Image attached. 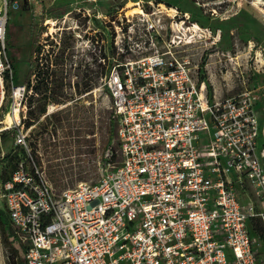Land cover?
I'll list each match as a JSON object with an SVG mask.
<instances>
[{"label":"built area","instance_id":"obj_1","mask_svg":"<svg viewBox=\"0 0 264 264\" xmlns=\"http://www.w3.org/2000/svg\"><path fill=\"white\" fill-rule=\"evenodd\" d=\"M10 2L0 0V132L16 130L15 164L0 198L24 264H264V237L253 229L257 222L264 235L256 93L211 99L187 53L189 28L162 37L141 12L139 38L115 26L100 58L109 60L104 87L117 160L110 152L99 180L56 191L23 131L31 90L12 82Z\"/></svg>","mask_w":264,"mask_h":264},{"label":"rangeland","instance_id":"obj_2","mask_svg":"<svg viewBox=\"0 0 264 264\" xmlns=\"http://www.w3.org/2000/svg\"><path fill=\"white\" fill-rule=\"evenodd\" d=\"M140 11L155 22L162 37L171 35V29L189 28L194 36L187 53L198 64V77L210 98L254 91L264 124V0H11L7 59L17 69L18 82L26 85L30 63L36 60L51 90L44 96L33 90L41 83L34 70L27 95L33 98V113L26 103L23 131L36 164L56 191L96 182L106 156L113 152L115 158L113 140L108 145L111 102L104 87L109 60L102 64L100 58L108 56L105 51L109 54L115 26L123 31L132 27L139 38ZM36 46L39 50L31 54ZM15 132H0V155L5 154L0 156V188L14 168L9 149ZM0 211L7 216L1 198ZM0 264H16L1 231Z\"/></svg>","mask_w":264,"mask_h":264},{"label":"trees","instance_id":"obj_3","mask_svg":"<svg viewBox=\"0 0 264 264\" xmlns=\"http://www.w3.org/2000/svg\"><path fill=\"white\" fill-rule=\"evenodd\" d=\"M35 48H36V50H35ZM35 48L32 49L31 54H33L35 51L39 50V47L36 46ZM6 55H7V52H6ZM8 61H9V59H8ZM9 64L13 70L12 82L14 85L18 84L19 82H18V79L16 76L17 69H15L13 62L9 61ZM34 70H37L36 74L41 76L40 77L41 83L39 84V82H36V85L33 87V90L39 91L41 93V95L44 96V95H46V93L49 90L48 89V83L46 82V78H44V73H39V64L37 63L36 60H33L32 63H30L29 74H28V77L26 80V82H27L26 88H27V90H29V76L31 75V73ZM55 90H57V88L52 89L53 93H55ZM50 91L51 90H49V92ZM32 99H33L32 96L27 97V106L29 108L28 109L29 114L33 113V111L31 110ZM40 110H43V108L40 107ZM114 136H115V127H114V122H113L112 112H111L110 118H109V124H108V145L114 139ZM4 137H5V134L2 133L1 138H4ZM112 157H114V154L112 155ZM3 178L6 179L7 177H3ZM253 229L255 230L256 233H258L262 237H264L263 232H262V230H261V228L257 222L253 223ZM0 231H1V235H2V242L8 248V250L10 252V256H12L13 260L16 261V264H24L23 247L18 242V240L14 234V230H13V228L9 222L8 217L1 211H0Z\"/></svg>","mask_w":264,"mask_h":264},{"label":"bare ground","instance_id":"obj_4","mask_svg":"<svg viewBox=\"0 0 264 264\" xmlns=\"http://www.w3.org/2000/svg\"><path fill=\"white\" fill-rule=\"evenodd\" d=\"M258 3V2H257ZM140 13H141V11H140ZM47 24H50V25H52L53 24V21H47ZM13 114H14V118L16 119L17 117H18V114H17V111L15 110V111H13ZM10 117V120H7L6 119V123H8V124H10V122H11V119H12V117L11 116H9Z\"/></svg>","mask_w":264,"mask_h":264},{"label":"flooded vegetation","instance_id":"obj_5","mask_svg":"<svg viewBox=\"0 0 264 264\" xmlns=\"http://www.w3.org/2000/svg\"><path fill=\"white\" fill-rule=\"evenodd\" d=\"M26 103H27V102H26ZM25 106H26V104H25ZM25 106L22 105V107H21V116H23L22 112H23ZM23 125H24V123H23Z\"/></svg>","mask_w":264,"mask_h":264},{"label":"crops","instance_id":"obj_6","mask_svg":"<svg viewBox=\"0 0 264 264\" xmlns=\"http://www.w3.org/2000/svg\"><path fill=\"white\" fill-rule=\"evenodd\" d=\"M242 198H243V195L241 194L240 199L242 200Z\"/></svg>","mask_w":264,"mask_h":264}]
</instances>
